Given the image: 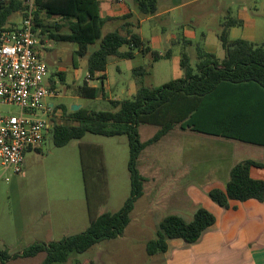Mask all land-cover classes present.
Masks as SVG:
<instances>
[{"label":"rangeland","instance_id":"374dc122","mask_svg":"<svg viewBox=\"0 0 264 264\" xmlns=\"http://www.w3.org/2000/svg\"><path fill=\"white\" fill-rule=\"evenodd\" d=\"M103 6L100 8L103 9ZM241 14L249 21L234 28L229 38L234 40L251 37L257 43L264 44V0H198L179 12L176 10L163 18L144 22V36L151 44H154L153 38L157 39L162 30L166 29L174 37H179V45H174L172 58L155 63L151 62L150 57L141 55L132 60L111 58L106 67L109 93L119 99H131L134 93L123 94L121 91L136 85L137 78L132 70L140 66L149 69V74L142 78L143 85L147 87H159L181 78L183 71L178 64L181 52L188 55L192 67L196 63L197 49L211 52L222 59L224 51L218 39L221 24L226 17L238 20ZM21 16L12 15L10 23L15 25ZM40 18L46 27L43 34L41 29L36 31L37 37L45 44L40 49L41 60L46 64L49 75L63 72L66 77V85L58 86L60 96L48 101L54 104L50 121L54 124L64 121L63 113L58 108L60 105L67 111L72 106L108 110V99L100 98L95 101L76 97V88L87 75L88 55L98 49L99 42L88 47L85 57H77L76 44L49 39L51 37L48 34L56 33L55 24L62 22L56 18L45 19L43 15ZM184 27L192 33L188 44L183 43ZM110 31L112 29L104 27L101 34L103 36ZM60 33L67 34L66 27H62ZM155 46V50H158V46ZM124 50L126 48L121 49ZM75 69L78 71L77 79ZM0 112L4 115H17L19 108L4 106L0 108ZM38 114L48 121L45 115ZM159 128L156 125L140 124V141L150 139ZM174 129L140 154L137 166L140 174L146 176L147 182L143 184L142 197L135 202L130 214L131 221L124 235L100 242L83 254L71 253L65 263L58 264H164L161 254L147 256L145 245L155 238L160 220L176 214L174 207H166L165 204L176 198L177 191L162 188L156 190L154 187L159 181L172 184L173 172L165 176L161 172L162 169L174 167L183 148L188 149L192 144L202 153L211 147L209 143L198 139L187 143L184 141L187 140L185 135H177ZM241 147L236 160L252 159L264 163V148L247 145ZM81 152L90 169H95L98 165L104 169V184L96 181L95 174L91 176L90 181L93 182L89 199L82 173ZM127 162L126 136L107 138L86 134L80 140H71L63 147H56L49 134L39 149L25 153L22 174L13 176L8 182L0 181V252L7 251L14 255L38 241L46 244L59 242L65 237L82 233L89 226L92 215L97 217L103 213L117 212L130 193ZM257 173L264 174V171L259 170ZM196 176L199 178L198 186H204V175H188ZM161 205L164 208H159ZM187 215L185 213L184 218H193L189 215L186 217ZM42 257L39 254L33 258H17L4 264H38Z\"/></svg>","mask_w":264,"mask_h":264},{"label":"trees","instance_id":"16d2710c","mask_svg":"<svg viewBox=\"0 0 264 264\" xmlns=\"http://www.w3.org/2000/svg\"><path fill=\"white\" fill-rule=\"evenodd\" d=\"M134 3L140 14L153 15L156 12L157 0H134ZM35 6L37 10L34 31L41 29V34L46 31L41 15L45 19H58L62 24H55L56 33L50 34V37L55 41L76 44L77 57H85L88 47L99 42L98 49L87 58L88 79L104 73L111 58L132 60L139 54L150 56L152 63L168 58V53L161 55L151 50L137 33L130 30L124 34L112 31L102 36L101 30L109 19L100 16L98 0H35ZM24 10L23 0H0V32L13 29L15 25L10 23L11 16L22 15ZM236 26H240V22L231 18H227L221 25L218 39L224 51L222 59L197 49V61L192 67L190 58L183 52L179 63L183 71L181 79L171 80L159 87H147L143 85L142 78L149 74V69L140 66L132 70L137 78V90L131 99L108 100V110L101 111L81 107L72 112L67 111L62 105L58 107L63 113L64 121L59 124L53 123L50 131L56 147H63L71 140H80L86 134L107 138L126 136L129 196L117 212L103 213L97 217L92 215L89 226L82 233L65 237L59 242L47 244L35 242L21 254L10 255L7 251H1L0 263L4 264L17 258H33L39 254L45 255L41 264L65 263L71 253L83 254L100 242L121 237L130 222L135 202L143 195V184L146 179L139 173L138 158L146 147L158 142L173 128L177 122L174 118V106L179 97L211 99L224 84L252 86L264 97V45H256L242 39L230 40L229 30ZM62 27H66L67 34L60 33ZM122 48L126 50L121 51ZM104 79V76L99 78L102 81ZM48 84L51 87L56 86L50 78ZM76 95L89 100L105 98L102 87L91 88L86 84L76 88ZM262 104L263 101L261 106ZM254 118L264 124V115L258 114ZM140 124L156 125L160 128L149 140L141 142L138 131ZM180 127L183 130L190 128L194 132L264 147V139H247L228 127L207 131L191 117ZM263 127L261 125V128ZM81 154L85 190L89 199L90 186L93 182L90 178L95 174L96 181L104 184V169L99 165L95 169H90L83 152ZM251 168L264 169V164L254 160H244L235 164L229 172L225 189L210 190L208 198L223 209L229 207V201L256 200L263 203L264 181L252 179ZM214 223L215 217L200 207L189 222L179 216L168 215L159 223L155 238L146 243V254L154 256L165 253L167 240L181 239L187 244H192Z\"/></svg>","mask_w":264,"mask_h":264},{"label":"crops","instance_id":"0c3cea01","mask_svg":"<svg viewBox=\"0 0 264 264\" xmlns=\"http://www.w3.org/2000/svg\"><path fill=\"white\" fill-rule=\"evenodd\" d=\"M98 1L100 16L103 19H109L103 28L108 27L112 31H118L121 34H124L127 30L137 33L151 50L161 55L168 53V58H162L159 60L161 61L172 58L173 47L174 45H179L180 39L179 37H174L168 30L163 29L159 36L156 37L157 39L153 38L154 44H151L144 36L143 23L163 18L176 10L179 12L181 9L192 6L198 0H157V9L153 15L138 13L134 0ZM101 5H104L103 9L100 8ZM127 16L130 17L127 18ZM227 18L230 17H226L225 20ZM20 20L21 18L15 23V26L19 24ZM233 20L240 22V26L232 27L229 30V35L234 28L243 26V23L248 18L244 14H241L238 20ZM187 30L188 28H183L184 32H188ZM184 32L183 37L185 41L183 43L188 44L192 33L188 32L185 34ZM48 35L50 36V34ZM242 40L256 45H264L263 43H257L251 37L242 38ZM40 43L45 46L44 41L41 42L40 40ZM155 45L158 46V50H155ZM182 53H180V57ZM138 55L136 54L135 57ZM180 57L178 64L180 63ZM113 59L121 60L117 58ZM77 72V69H75V79L78 78ZM101 76L105 77L103 81L99 80ZM49 78L52 79L57 87L59 84L66 85V77L63 72L50 74ZM87 78L88 73L83 82L78 86L86 84L91 88L102 87L105 94V98L103 99L123 100L109 93V87L106 84V70L104 73L96 74L92 79L87 80ZM136 90L137 84L131 85L121 92L123 94L129 92L132 95L133 93L135 94ZM76 97L78 96L76 95ZM100 98L94 100L96 101ZM262 101L264 102V97L258 94L254 87L247 85L234 86L231 84L222 85L211 99L201 100L179 97L176 100L174 118L177 122L171 130L175 128L174 130L177 135H185L187 140L184 141H187V143H192V140L198 139L209 143L211 147L210 150L202 153L198 152L192 144L188 149L183 148L177 156L174 167L172 169H162L163 171L161 172L164 176L171 173V171L173 172L174 181L172 184L159 181L154 188L156 190L162 188L163 190L174 189L177 191L176 198H173L172 201L169 200V205H167L168 203L165 205L166 207H174L176 209L175 215L181 217L186 222L191 221L192 218H184L185 213L189 217H193L195 211L200 207L215 217V223L203 231L199 239L192 244H187L181 239L167 240V250L161 254L164 264H264V202L260 203L256 200H247L245 202L229 201V207L223 209L214 204L207 196L210 190L225 189L231 168L235 164L244 161L236 160L238 152L242 150L241 146L264 147L194 132L190 128L183 130L180 127L182 123H187L191 117L192 120L207 131H217L228 127L247 139L263 140L264 127L261 128V125L264 126V124L254 118L258 114L259 116L264 115V104L261 106ZM247 114L249 117H246ZM259 170L264 171V169L251 168V178L264 180V174L257 173ZM198 173L204 175L202 180L205 181V185L202 187H199L197 184L199 180L197 176L188 177V175H197ZM143 177L146 179L145 182H147L146 176ZM159 203L161 204V202ZM159 208H164V206L161 205ZM40 255H43V261L45 255ZM42 261L38 264H41Z\"/></svg>","mask_w":264,"mask_h":264},{"label":"built area","instance_id":"2783aa9c","mask_svg":"<svg viewBox=\"0 0 264 264\" xmlns=\"http://www.w3.org/2000/svg\"><path fill=\"white\" fill-rule=\"evenodd\" d=\"M23 4L19 24L0 32V108H19L17 115L0 112V181L6 182L24 172L25 153L39 149L50 134L54 104L48 101L60 96L59 88L48 84L49 71L41 60L35 0Z\"/></svg>","mask_w":264,"mask_h":264},{"label":"water","instance_id":"95a60500","mask_svg":"<svg viewBox=\"0 0 264 264\" xmlns=\"http://www.w3.org/2000/svg\"><path fill=\"white\" fill-rule=\"evenodd\" d=\"M80 109V106H72L70 111L74 112Z\"/></svg>","mask_w":264,"mask_h":264}]
</instances>
